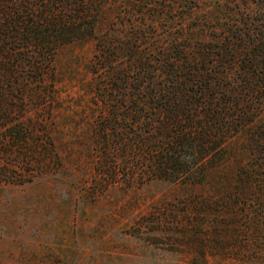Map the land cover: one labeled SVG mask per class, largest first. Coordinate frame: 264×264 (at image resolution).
Masks as SVG:
<instances>
[{
  "label": "trees",
  "instance_id": "trees-1",
  "mask_svg": "<svg viewBox=\"0 0 264 264\" xmlns=\"http://www.w3.org/2000/svg\"><path fill=\"white\" fill-rule=\"evenodd\" d=\"M87 44L89 90L64 100L58 57ZM67 128L94 179L210 186L166 218L208 264L199 217L264 200V0H0V184L58 172Z\"/></svg>",
  "mask_w": 264,
  "mask_h": 264
},
{
  "label": "rangeland",
  "instance_id": "rangeland-1",
  "mask_svg": "<svg viewBox=\"0 0 264 264\" xmlns=\"http://www.w3.org/2000/svg\"><path fill=\"white\" fill-rule=\"evenodd\" d=\"M93 53L92 44L72 45L60 53L58 88L64 100L89 90L87 67ZM72 131L55 134L63 160L58 172L0 184V264H194L195 252L177 245L186 243L178 236L184 231L168 225L166 218L170 209L182 213L186 201L209 196L211 187L94 179L89 142ZM242 202L249 210L259 207L251 223L242 216ZM235 205L241 212L237 220H231L232 214L228 220L219 216L220 209L211 219L199 217L205 233L213 234L208 241L218 247L207 255L208 264H264V200ZM180 216L184 224L198 227L191 216Z\"/></svg>",
  "mask_w": 264,
  "mask_h": 264
}]
</instances>
